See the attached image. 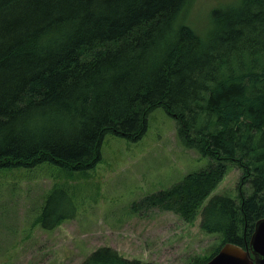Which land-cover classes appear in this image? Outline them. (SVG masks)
<instances>
[{
    "label": "trees",
    "instance_id": "trees-1",
    "mask_svg": "<svg viewBox=\"0 0 264 264\" xmlns=\"http://www.w3.org/2000/svg\"><path fill=\"white\" fill-rule=\"evenodd\" d=\"M192 0H0V169L40 163L86 170L105 134L142 136L162 108L184 147L213 162L142 205L176 212L218 245L245 247L264 217V0H232L208 25L187 21ZM227 164L236 194L206 196ZM50 199L41 228L57 225ZM139 206V204H137ZM79 264H156L108 246Z\"/></svg>",
    "mask_w": 264,
    "mask_h": 264
},
{
    "label": "rangeland",
    "instance_id": "rangeland-1",
    "mask_svg": "<svg viewBox=\"0 0 264 264\" xmlns=\"http://www.w3.org/2000/svg\"><path fill=\"white\" fill-rule=\"evenodd\" d=\"M232 0H192L187 21L208 25L210 10ZM90 169L68 170L48 163L0 169V264H79L93 249L108 246L124 258L156 264H192L218 245V236L169 210L146 207L147 195L164 190L212 160L184 147L176 122L162 108L147 113L135 141L107 133ZM215 194L234 197L240 170L227 164ZM57 225L41 228L46 199ZM139 204V206H137Z\"/></svg>",
    "mask_w": 264,
    "mask_h": 264
},
{
    "label": "water",
    "instance_id": "water-1",
    "mask_svg": "<svg viewBox=\"0 0 264 264\" xmlns=\"http://www.w3.org/2000/svg\"><path fill=\"white\" fill-rule=\"evenodd\" d=\"M202 264H264V217L254 222L245 247L225 242Z\"/></svg>",
    "mask_w": 264,
    "mask_h": 264
}]
</instances>
